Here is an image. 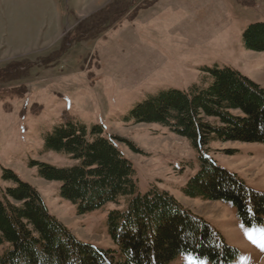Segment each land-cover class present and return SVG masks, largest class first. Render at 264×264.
Segmentation results:
<instances>
[{"label": "rangeland", "instance_id": "374dc122", "mask_svg": "<svg viewBox=\"0 0 264 264\" xmlns=\"http://www.w3.org/2000/svg\"><path fill=\"white\" fill-rule=\"evenodd\" d=\"M255 23H264V0H0V189L16 184L4 177L13 171L75 237L113 247L107 215L125 206L124 197L78 213L61 197V182L40 175L42 163H78L47 147L55 128L83 127L91 139L99 127L131 161L138 192L167 191L202 216L237 249L228 264H264V215L247 224L231 201L183 192L204 155L240 178L248 197L264 194V144L213 138L198 149L167 126L130 117L161 92L208 87L214 68H232L264 88V52L243 39ZM172 264L213 263L186 254Z\"/></svg>", "mask_w": 264, "mask_h": 264}, {"label": "trees", "instance_id": "16d2710c", "mask_svg": "<svg viewBox=\"0 0 264 264\" xmlns=\"http://www.w3.org/2000/svg\"><path fill=\"white\" fill-rule=\"evenodd\" d=\"M107 13L102 17L107 19ZM243 39L246 48L264 52V23L250 25ZM208 72L212 76L208 87L161 92L133 108L130 117L167 126L198 149L213 138L264 144V88L229 67ZM100 133L94 127L89 139L83 127L55 128L46 138L47 147L68 153L78 163L61 168L42 163L40 175L60 181L61 197L76 204L78 213L124 197L125 206L107 215L114 246L103 249L79 240L48 211L30 183L6 170L4 177L16 184L0 189V246H4L0 264H172L186 254L228 264L237 257L236 248L167 191L152 187L138 192L131 161L112 137ZM199 161L197 174L183 190L185 195L229 200L245 223L262 221L264 194L251 191L248 197L243 181L234 173L208 156H200Z\"/></svg>", "mask_w": 264, "mask_h": 264}]
</instances>
